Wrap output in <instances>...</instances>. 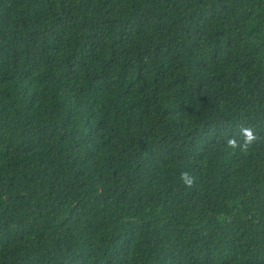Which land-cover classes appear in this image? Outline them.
<instances>
[{
    "label": "trees",
    "instance_id": "trees-1",
    "mask_svg": "<svg viewBox=\"0 0 264 264\" xmlns=\"http://www.w3.org/2000/svg\"><path fill=\"white\" fill-rule=\"evenodd\" d=\"M0 264H264V0H0Z\"/></svg>",
    "mask_w": 264,
    "mask_h": 264
}]
</instances>
